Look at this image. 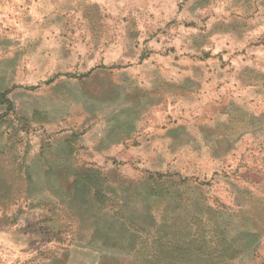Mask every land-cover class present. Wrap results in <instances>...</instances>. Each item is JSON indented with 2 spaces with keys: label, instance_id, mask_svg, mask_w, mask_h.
I'll return each instance as SVG.
<instances>
[{
  "label": "rangeland",
  "instance_id": "obj_1",
  "mask_svg": "<svg viewBox=\"0 0 264 264\" xmlns=\"http://www.w3.org/2000/svg\"><path fill=\"white\" fill-rule=\"evenodd\" d=\"M262 35L264 0H0V164L40 184L0 205V264H146L128 224L168 210L264 256Z\"/></svg>",
  "mask_w": 264,
  "mask_h": 264
},
{
  "label": "trees",
  "instance_id": "obj_2",
  "mask_svg": "<svg viewBox=\"0 0 264 264\" xmlns=\"http://www.w3.org/2000/svg\"><path fill=\"white\" fill-rule=\"evenodd\" d=\"M9 102L1 100L0 104L7 105ZM2 153L0 151V156H2ZM22 165L21 163L17 166L21 168ZM20 168L19 170H21ZM5 171L0 164V205L13 203L21 194L26 196L27 186H23L25 181L28 180V186L40 185L38 182L34 184L27 170L22 171L23 174H16L15 177ZM95 178L96 176L92 174L76 175L73 181V189L79 187V190L87 188V190H93V201L100 206V204H104L105 197L101 196V200H99L98 192L100 193L101 189L95 187ZM82 198L84 200L77 199L78 201H76L74 199L76 204L79 205V208H82L81 205L83 204H88L85 208H89L91 201L88 200L87 203L84 195ZM142 199L145 202L148 200L147 197ZM80 201H84L83 204H79ZM208 211L211 212L209 209ZM212 215L216 217V212H212ZM146 218L149 220L147 227L131 223L129 225L125 222V224H128L129 230L133 231L132 233L136 234L138 238L145 236L146 239L150 240L152 246L148 252L149 259L146 264H154V262H161V264H217V259L223 255L225 257L229 256V259H225L226 261H232L235 264L243 253L242 244L228 239L216 219L211 221V225H209V222L207 227L204 225L203 231H201L198 225L192 224L196 217L192 216L187 221L184 217L170 210L160 216L159 222L156 221L155 216L148 215Z\"/></svg>",
  "mask_w": 264,
  "mask_h": 264
},
{
  "label": "crops",
  "instance_id": "obj_3",
  "mask_svg": "<svg viewBox=\"0 0 264 264\" xmlns=\"http://www.w3.org/2000/svg\"><path fill=\"white\" fill-rule=\"evenodd\" d=\"M229 26H222V27H217L216 25H213L212 27V35H216L218 30H224L223 33L227 32L229 30ZM249 29V27L244 28L243 30H241L242 33H244L245 31H247ZM264 37V35H262ZM90 211V207L89 208H85L82 207L81 209H79V212L84 214V213H88ZM95 214V211H92ZM94 216V215H93ZM79 224L82 225V222H78ZM228 239H231L233 241H236V243L238 244H242L243 246V253L240 255L239 259L235 262V264H243L244 260L249 257L251 258L250 262H254V259H258L260 261L259 264H264V262L261 261V258L264 256H259L260 252H259V243L263 241V237L261 236L260 233L254 232V231H243L240 230L239 232L235 233V234H231V236H227ZM95 245H99L98 242H95ZM94 243H90L94 244ZM100 243H102V241H100ZM76 247V246H75ZM87 248V247H85ZM89 250H93L92 247L87 248ZM74 250H76V248H74ZM254 264V263H252ZM256 264V263H255Z\"/></svg>",
  "mask_w": 264,
  "mask_h": 264
}]
</instances>
